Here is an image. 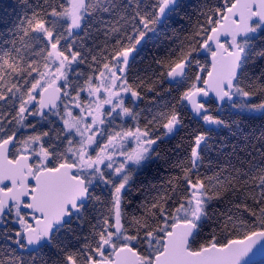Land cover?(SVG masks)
Returning <instances> with one entry per match:
<instances>
[{"label":"snow or ice","instance_id":"6c2138e0","mask_svg":"<svg viewBox=\"0 0 264 264\" xmlns=\"http://www.w3.org/2000/svg\"><path fill=\"white\" fill-rule=\"evenodd\" d=\"M0 264H264V0H0Z\"/></svg>","mask_w":264,"mask_h":264}]
</instances>
